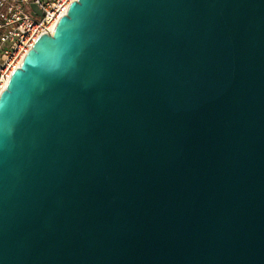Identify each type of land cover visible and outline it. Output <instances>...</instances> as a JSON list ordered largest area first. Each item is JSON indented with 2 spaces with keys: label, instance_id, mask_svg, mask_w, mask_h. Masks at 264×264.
Wrapping results in <instances>:
<instances>
[{
  "label": "water",
  "instance_id": "water-1",
  "mask_svg": "<svg viewBox=\"0 0 264 264\" xmlns=\"http://www.w3.org/2000/svg\"><path fill=\"white\" fill-rule=\"evenodd\" d=\"M1 95L0 264H264V0H78Z\"/></svg>",
  "mask_w": 264,
  "mask_h": 264
},
{
  "label": "built area",
  "instance_id": "built-area-1",
  "mask_svg": "<svg viewBox=\"0 0 264 264\" xmlns=\"http://www.w3.org/2000/svg\"><path fill=\"white\" fill-rule=\"evenodd\" d=\"M76 1L0 0V96L36 41L52 34Z\"/></svg>",
  "mask_w": 264,
  "mask_h": 264
}]
</instances>
